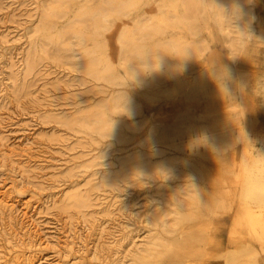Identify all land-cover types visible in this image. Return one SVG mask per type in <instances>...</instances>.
<instances>
[{
	"label": "rangeland",
	"instance_id": "rangeland-1",
	"mask_svg": "<svg viewBox=\"0 0 264 264\" xmlns=\"http://www.w3.org/2000/svg\"><path fill=\"white\" fill-rule=\"evenodd\" d=\"M231 1L0 0V136L17 144L0 157V199L10 206L0 209V249L9 264H129L159 247L160 232L171 234L190 197L228 195L239 130L253 141L264 131V94L255 87L247 102L238 94L212 110L216 79L225 86L235 77L218 74L219 65L264 72V0H240V14ZM241 32L252 62L230 49ZM128 35L148 53L177 40L184 58L172 51L144 63L132 42L122 43ZM90 55L95 69L86 67ZM95 111L107 131L93 127ZM226 132L231 145L210 146ZM88 193L89 206L72 203ZM211 222L222 248L246 237L231 211ZM200 264L224 262L209 249Z\"/></svg>",
	"mask_w": 264,
	"mask_h": 264
},
{
	"label": "bare ground",
	"instance_id": "bare-ground-1",
	"mask_svg": "<svg viewBox=\"0 0 264 264\" xmlns=\"http://www.w3.org/2000/svg\"><path fill=\"white\" fill-rule=\"evenodd\" d=\"M231 5L233 6L236 14H240L243 11L242 1L233 0L231 1ZM245 34L246 33L241 32L239 36L229 43V46L232 53L235 52L236 59L252 62L255 58L253 56V48L248 43V37H244L248 36ZM7 35L8 33L5 36ZM260 39H262V37ZM4 41H9V39L6 37ZM128 41L133 43V45H131V49L129 50L132 51L133 54H137L141 58L140 60L144 63L152 62L154 60L159 62L164 59L167 52L170 53L172 51V57L178 58L181 54L179 59L181 57L184 58V56H182L184 47L177 40H172L173 45L171 46H167L165 48L157 47L150 53H148L147 49L145 51L140 48V44L134 36L128 35V37L122 39V43ZM95 64L96 58L93 55H90L86 62V67L89 69H95L96 65H98ZM171 64L172 62L168 65ZM132 69L136 72L134 65ZM172 69L173 68H171V70ZM99 70L98 72L100 73ZM112 71L114 70L112 69ZM89 72H92V70ZM217 72L220 75L227 76L233 74L235 77H231L228 84L225 85L228 92L221 89L223 93L219 90L211 97V106L214 113H218L220 110L229 107V103L233 104L237 102L238 98L236 99V97L238 94H240L239 97L242 98L241 100L244 99V101L247 102V99H245L248 97L247 89L255 87L261 91L262 94H264V72L261 74L255 73V71H251L250 66H247L245 67V72L241 74L237 68L233 69L224 63L219 65V70ZM106 108L107 107L105 106V109ZM101 112L99 113L98 111H95V114H99L94 116L99 126H96V124L92 122L91 123L93 124V127H96V129L101 127L103 131H107V118L106 116H100ZM91 115H93V111ZM77 121H79V119ZM85 122L88 121L85 120ZM237 122L238 121H234V124ZM249 133L247 130L245 131L243 129L238 132V140L242 141L243 148L241 154H239L240 160L239 163L237 162L236 174L232 176L230 180L232 188H230L231 191L228 192V195L218 192L210 194L201 193L200 195L190 197L186 202L187 207L178 210L172 224L168 226V231H170L171 234L164 235L160 232L162 242L159 247L152 248L151 250L145 249L142 255L135 258L134 261L129 264H200L205 253L207 254L209 249H212L217 256H220L223 259L224 264H264V131L260 132L259 138L256 136L258 139L255 137L258 140H256L257 142L252 140ZM225 135V138H218L216 135L211 136V141H209L210 146L225 149L227 146L231 145L232 139H230V133L226 132ZM16 145L17 144L13 147L14 144L13 146L9 144L7 137L4 135L0 136V157H2L3 161L7 155H9L8 152H11L10 155L14 154L13 152L16 150ZM26 146L28 149L32 148L30 144ZM90 196L91 194L89 193L88 196H74L72 203L79 205V207L89 206L91 200ZM117 202L118 200L114 199L109 205H107L108 208L111 207L110 209H107L109 210L107 211V215L112 212L111 209L118 207ZM8 206L9 205L6 203L5 199H2L1 197L0 209H6ZM13 207L14 206H12V208ZM228 211H231L233 225L241 228L246 237L233 241L227 248H222L221 244L210 232L212 228L211 219L215 215ZM96 221L100 222L99 227L102 226L101 221H98V219H96ZM88 222L92 224L93 219ZM163 223L165 222H162L161 224ZM32 224H34V221ZM163 227L167 228L166 226ZM99 230L100 232H104L105 227L102 226ZM17 260L18 259H16L12 264H17ZM0 264H9L5 253H3L1 249Z\"/></svg>",
	"mask_w": 264,
	"mask_h": 264
},
{
	"label": "clouds",
	"instance_id": "clouds-1",
	"mask_svg": "<svg viewBox=\"0 0 264 264\" xmlns=\"http://www.w3.org/2000/svg\"><path fill=\"white\" fill-rule=\"evenodd\" d=\"M216 79V78H215ZM216 82H217V85H218V87H219V90L222 92V88H223V90L224 91H226V92H228V90H227V88L224 86V84H223V81L222 82H218L217 81V79H216ZM223 93V92H222Z\"/></svg>",
	"mask_w": 264,
	"mask_h": 264
}]
</instances>
